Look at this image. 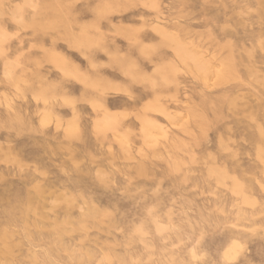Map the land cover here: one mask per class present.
Here are the masks:
<instances>
[{"label":"rangeland","instance_id":"374dc122","mask_svg":"<svg viewBox=\"0 0 264 264\" xmlns=\"http://www.w3.org/2000/svg\"><path fill=\"white\" fill-rule=\"evenodd\" d=\"M0 264H264V0H0Z\"/></svg>","mask_w":264,"mask_h":264},{"label":"bare ground","instance_id":"6f19581e","mask_svg":"<svg viewBox=\"0 0 264 264\" xmlns=\"http://www.w3.org/2000/svg\"><path fill=\"white\" fill-rule=\"evenodd\" d=\"M184 46V45H183ZM182 48V47H181ZM184 52V51H183ZM179 53V52H178ZM183 54V53H182ZM184 54H185V52H184ZM191 54V53H190ZM193 54V53H192ZM193 55H195V54H193ZM193 55L191 56V58L193 57ZM197 55V54H196ZM184 57V56H183ZM186 57V56H185ZM189 58H190V55H189ZM184 59V58H183ZM187 59V58H186ZM192 60V59H191ZM184 62H185V60H184ZM192 62H194L193 64H195V66H197V68L199 67V68H202V69H204L203 67H200L201 65H202V62H201V60L197 57V56H194L193 57V60H192ZM184 64V63H183ZM206 69H207V67H206ZM206 69H204V70H206ZM198 70V69H197ZM208 71V70H207ZM202 72V71H201ZM192 73V72H191ZM213 78V77H212ZM204 80V79H203ZM6 239V238H5ZM5 243V242H4ZM8 248V247H7Z\"/></svg>","mask_w":264,"mask_h":264}]
</instances>
